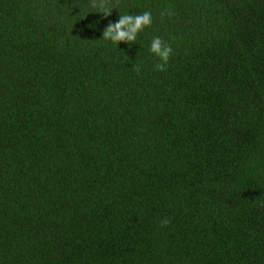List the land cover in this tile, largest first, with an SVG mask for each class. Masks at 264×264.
I'll return each mask as SVG.
<instances>
[{"label":"trees","instance_id":"obj_1","mask_svg":"<svg viewBox=\"0 0 264 264\" xmlns=\"http://www.w3.org/2000/svg\"><path fill=\"white\" fill-rule=\"evenodd\" d=\"M0 264H264V0H0Z\"/></svg>","mask_w":264,"mask_h":264},{"label":"clouds","instance_id":"obj_2","mask_svg":"<svg viewBox=\"0 0 264 264\" xmlns=\"http://www.w3.org/2000/svg\"><path fill=\"white\" fill-rule=\"evenodd\" d=\"M152 23L151 12H144L136 15H120L116 22L108 24L103 32V38L110 40L113 43L120 44V42H135L138 34ZM149 50L161 61L156 65L158 70H163L168 64L172 54V46L162 40L160 37H154L150 43ZM161 226H166L170 221L165 218L161 222Z\"/></svg>","mask_w":264,"mask_h":264}]
</instances>
